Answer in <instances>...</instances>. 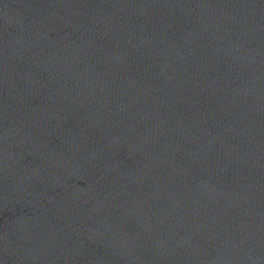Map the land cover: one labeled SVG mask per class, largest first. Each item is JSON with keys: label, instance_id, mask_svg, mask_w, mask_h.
I'll use <instances>...</instances> for the list:
<instances>
[{"label": "water", "instance_id": "water-1", "mask_svg": "<svg viewBox=\"0 0 264 264\" xmlns=\"http://www.w3.org/2000/svg\"><path fill=\"white\" fill-rule=\"evenodd\" d=\"M0 264H264V0H0Z\"/></svg>", "mask_w": 264, "mask_h": 264}]
</instances>
